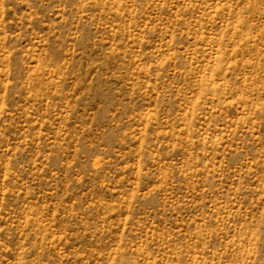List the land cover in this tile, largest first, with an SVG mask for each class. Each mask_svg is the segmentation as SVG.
<instances>
[{
  "label": "rangeland",
  "instance_id": "1",
  "mask_svg": "<svg viewBox=\"0 0 264 264\" xmlns=\"http://www.w3.org/2000/svg\"><path fill=\"white\" fill-rule=\"evenodd\" d=\"M0 264H264V0H0Z\"/></svg>",
  "mask_w": 264,
  "mask_h": 264
}]
</instances>
